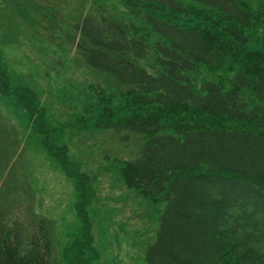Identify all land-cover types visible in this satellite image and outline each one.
I'll return each instance as SVG.
<instances>
[{"label":"trees","instance_id":"obj_1","mask_svg":"<svg viewBox=\"0 0 264 264\" xmlns=\"http://www.w3.org/2000/svg\"><path fill=\"white\" fill-rule=\"evenodd\" d=\"M118 1L157 34L154 48L134 21L103 10L82 13L71 39L89 66L127 88L142 108L100 124L146 136L141 156L124 168L126 185L165 201L145 264H264V53L244 49L252 12L241 0ZM192 5L216 11L235 44L172 20L193 14ZM148 56L154 72L141 64ZM229 56L230 78L218 74L200 86L191 79L198 63L223 69ZM57 152L74 175L65 147ZM75 178L79 189L86 186V174ZM84 199L74 264H87L82 244L93 245ZM42 235L26 239L21 222L0 205V264H52L51 241Z\"/></svg>","mask_w":264,"mask_h":264},{"label":"rangeland","instance_id":"obj_2","mask_svg":"<svg viewBox=\"0 0 264 264\" xmlns=\"http://www.w3.org/2000/svg\"><path fill=\"white\" fill-rule=\"evenodd\" d=\"M241 1L255 21L244 49L264 53V0ZM191 9L172 20L235 44L216 11ZM98 10L134 21L152 48L159 40L118 0H0V205L9 220L21 222L26 239L47 235L52 264H74L85 227L78 205L87 198L93 236L91 250L81 243L87 264H145L165 201L126 185L124 168L141 156L146 136L100 124L142 108L127 88L89 66L71 39L80 15ZM227 58L223 69L198 63L191 79L200 86L218 74L230 78ZM141 64L154 72V56ZM61 147L74 175L59 162ZM78 172L88 176L81 189Z\"/></svg>","mask_w":264,"mask_h":264}]
</instances>
